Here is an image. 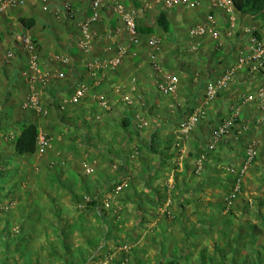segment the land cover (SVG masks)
<instances>
[{
    "label": "crops",
    "instance_id": "1",
    "mask_svg": "<svg viewBox=\"0 0 264 264\" xmlns=\"http://www.w3.org/2000/svg\"><path fill=\"white\" fill-rule=\"evenodd\" d=\"M65 1L71 2L72 17L60 9ZM121 2L126 10L134 12L136 28H150V32H137L139 43L120 65L113 70H96L99 86L63 110L59 108L61 97L73 93L77 81L91 80L87 64L96 58L113 57L115 46L125 43L124 35L116 32L122 24L104 10L91 25L93 50L87 55L78 47L80 24L91 15L87 0H28L11 18L0 14V56L11 45L14 34L28 32L39 45V66L49 71L51 82L42 93L43 112L25 110L28 90L22 74L27 68L24 56L19 54L8 65L0 66V205L15 203L9 211L0 209V264H91L89 255L101 245L114 251V264H168L169 258L162 256L170 253L175 257L183 251V245L175 247L177 244L169 238L173 229L167 225L160 230L165 239L163 247L138 241L133 244L135 252L153 253L156 258L151 262L134 259L133 255L126 263L120 261L119 250L128 249L117 246V237L109 229L108 219L117 222L113 220L115 212L102 215L100 203L112 187V179L124 174L131 180L116 202L123 208V222L115 230H126L143 217L149 224L156 222L161 216L153 205L156 195L168 205L178 203L177 217L183 220L185 201L195 205V214L189 218L205 224L210 232L203 237V246L198 245L193 264L207 260L212 264H264V114H260L258 105L247 103L242 107L241 121L249 127L244 142L237 143L229 132L199 172L193 169L191 157L205 147L209 134L238 97L256 90L262 76L250 67L238 70L230 85L205 107V117L197 127L184 137L180 154L172 150L178 122L200 105L206 85L245 52L250 31L264 35V19L237 11L233 36L221 39L222 45L216 47L210 38L189 32L211 14L218 28H227L225 14L214 13L209 2L175 7L155 0ZM161 15L167 31L157 22ZM151 39L160 44L162 69L178 79L174 95L164 96L155 89L148 66ZM96 94L105 97L108 110L99 107ZM146 106L152 115L143 117L148 125L138 131L135 116L128 109ZM260 115L261 123L253 125ZM31 123L48 135L50 147L43 154L18 155L15 140L23 126ZM249 142L256 144L257 158L243 177L236 204L228 206L231 215L227 213L229 208L222 206V191L231 187ZM158 154L162 158L155 163ZM174 159L180 165L174 170L175 183L169 171L166 173L168 167L164 168ZM110 160L119 166L118 173L109 167ZM84 163L92 164V174H85ZM183 189L188 192L183 193ZM17 224L19 229L15 228ZM156 231L153 229L152 234ZM159 251L163 253L157 257ZM179 264L183 263L179 260Z\"/></svg>",
    "mask_w": 264,
    "mask_h": 264
},
{
    "label": "built area",
    "instance_id": "2",
    "mask_svg": "<svg viewBox=\"0 0 264 264\" xmlns=\"http://www.w3.org/2000/svg\"><path fill=\"white\" fill-rule=\"evenodd\" d=\"M71 1H84V0H71ZM91 15L80 24L81 37L78 41L79 49L87 54L91 55L93 50V32L91 25L98 21L104 10H109L112 15L116 17V20L122 24V27L117 28L116 32L124 35L125 43H119L115 46V55L111 58L94 59L91 63L87 64L90 81L87 79L77 81L76 87L73 93L68 96H63L60 99L59 108L61 110L67 108L69 105H74L80 102L86 97L93 89L100 84V80L95 77V71L99 69L113 70L120 65L122 59L130 51V49L139 43V36L136 29L135 14L132 11L126 10L121 0H87ZM163 2L168 7H175L181 3H186L189 6H198L203 2H209V5L214 13L225 14L228 26L223 31L218 28L213 18V15H209L203 22L194 24L189 32L191 35L199 37H208L216 43V47L222 45V40L231 38L233 31L236 28V13L237 10L232 0H155ZM28 0H0V14L12 17V15L24 8ZM60 9L66 13L69 17L74 15L73 8L70 1H65L61 4ZM110 35V32L108 33ZM222 39V40H221ZM12 43L8 46L3 55L0 56V66L8 65L13 59L17 58L19 54L24 56L26 69L22 72L26 84L27 95L23 102V109L42 113L41 99L42 93L50 85V73L44 68L39 66L40 48L38 43L32 38V36L25 31L18 32L11 37ZM151 50L148 55V66L152 72V78L156 90L164 96L174 95L178 91L179 82L177 77L165 72L162 69L159 60L160 44L157 40L151 39ZM65 61V60H63ZM243 67H250L252 72L258 73L262 76L261 83L256 90L251 93L242 94L238 97L235 103H233L228 111L226 117H224L217 127L209 134L206 149L212 151L215 149L219 141L227 136L229 132L233 133L234 139L238 141L244 136L248 130V126L241 121V110L243 105L247 103H255L258 105L260 114H264V35H258L257 33H251L248 35V42L245 52L241 53L228 70L215 76L205 87L202 102L199 106L195 107L188 114L182 118L177 124V136L173 141L172 148L179 147L181 152L183 139L188 135L197 125L200 119L205 117V107L210 104L217 95L226 89L233 81L236 73ZM98 105L103 110H108L109 106L105 97L100 94H96ZM257 116L254 118L253 125L258 126L263 117ZM148 125V121L135 115L134 126L138 131L143 130ZM50 147V138L47 134L39 131L37 137V152H43ZM257 146L254 142H249L245 146L244 158L242 163L237 169L234 177V182L227 195V204L230 205L236 195L240 193L242 187V181L245 173L249 167L254 163L257 158ZM207 160L206 154H201L195 161V171L199 172L205 161ZM85 170L87 173L93 171L92 166L85 164ZM117 169V167H114ZM130 177L119 181L110 190L108 198L114 196L128 185ZM104 208L109 205V201L102 202ZM9 205L4 206V210L8 209ZM124 250H127V245H124ZM100 250V249H99ZM98 250V251H99ZM101 251V250H100ZM100 255V253H97ZM111 256L105 257L97 264H107Z\"/></svg>",
    "mask_w": 264,
    "mask_h": 264
},
{
    "label": "rangeland",
    "instance_id": "3",
    "mask_svg": "<svg viewBox=\"0 0 264 264\" xmlns=\"http://www.w3.org/2000/svg\"><path fill=\"white\" fill-rule=\"evenodd\" d=\"M128 112L129 113L132 112L133 116L139 115L140 117H145V118H148V117H150L152 115V112H151L150 108L147 107V106L143 107V108L137 107V108L132 109V111H131V109H128ZM46 150L43 151V152H40V153L38 152V153L39 154H43L44 152H46ZM181 150H182V148H181ZM161 158L162 157L159 155L157 157V159L155 160V163H157L158 160H161ZM109 163H111L110 164L111 166L109 165V167L114 172L118 173L119 166L117 167L116 164L113 165L112 160H110ZM85 164H87V163L83 164V168H84L85 174H87V175L92 174V172L91 173H87L86 172L85 167H84ZM88 165H90V164H88ZM91 166H92V164H91ZM115 166L117 167V169L114 168ZM166 167H168V168H166ZM177 167L178 168L180 167L179 161H177V159L176 160L174 159L173 161L168 163V165H167V163H166V165H164V168H166V173H167V171H169L170 174H168V175H170V177L172 176V178L174 180H175V176H176L175 175L176 173H174L175 172L174 170ZM167 169H169V170H167ZM171 170H173V172H171ZM191 173L193 175H195V171L194 170ZM122 174H124V172ZM126 177H127V174L126 175L124 174L122 177H120L118 179L117 178H115V180L112 179L113 180V183L111 185L112 187H110L109 191L106 192V195H105L104 200H103V201H105V200L109 201V205L106 207V209H105L106 211L105 212H107L108 214L111 211L115 212L114 213L115 216H114L113 220L117 221V222L114 223V222H111L110 219H108V221H109L108 226H109V229L111 230V232L114 233L115 238L117 237L116 238L118 240L117 241V246H120V245L121 246L122 245H127L128 246V250L127 251L123 252V251L119 250V252H120V254H119L120 261L122 260L123 263H126L127 261L130 260V256L133 255L134 259L137 258V259L140 260V259L144 258L145 260L151 262V260L156 258V257H153V255H152L153 253H151L149 251L148 253H144V255H143V253H141L139 251L135 252L133 250L135 248V246L133 244L136 241H138V243L140 242L142 245H145V246H147L148 243H150V244L154 243V244H157L159 246L157 248L163 247V243H164L165 239H163V236L161 235V231L160 230L164 226L167 225L168 228L172 227L173 232H174V233H172L173 235H171V237H169V238L172 239L173 242L177 244V245H175V247H179L180 248V244L182 243L183 251L179 252V254L175 255V257L172 256V254H170V253H167L166 256H162L163 251H161V252L159 251V252H157V257L159 255L162 256V259H165V257H167L169 259L174 257L173 258L174 260H176V261L180 260L183 264H186V263L187 264H193L192 260L195 261V255H196L197 247L198 248H200V246L202 247L203 246L202 245L203 244L202 243L203 242V240H202L203 237H208L210 235V232L209 231L207 232V230H208L207 227H204L205 224L197 223L195 221V218L194 219L189 218L192 214L193 215L195 214V210H192V206L194 204H189V202L185 204V201H183V220H181L180 218L177 217L178 213H180L179 204L177 203V204H174V205H168V204L164 203L165 200L161 201L160 197L156 195V200H155V203H153V205L156 208H159L158 209V211H159L158 214L161 215L160 218H159V215H158L159 219L156 222L149 224L150 222L146 221V219H144V217L143 218L139 217L140 218L139 220H134L135 223L132 225V227H129L126 230H123L124 227H122L123 228L122 230H120L121 228H119V230H117V229L115 230L116 225H119V223L122 224V222H123V220L120 219V215H121V212H122L123 208L119 207L116 204V202H117V200H119L118 198H119L120 194L124 190L128 189L129 184L126 187H124L121 191L116 193L114 196H111L110 199L108 198V195H109L110 190L113 188V186L115 184H117L119 181L125 179ZM173 179H172V181L170 183L171 185L173 184ZM130 180H131V178L129 179V182H130ZM175 182H176V180L174 181V183ZM242 184H243V181H242ZM145 186H146V184H145ZM163 189H167L166 192H169V190H168L169 188H166V187L164 188L163 187ZM163 189H161V190H163ZM230 189H231V187L230 188L228 187L227 189H223V191H222V194H223V196L225 198V199H223L224 201H222V202H224L222 206L225 205L226 208H229L228 206H231L232 204L237 202V199L239 198V194H240V193H238L236 195V197L234 198L233 202L230 205H228L226 198H227V195H228ZM242 189L243 188L241 187V191H240L241 193H242ZM172 190L173 189H170V191H172ZM185 191L187 193L188 189L187 190L183 189V193H185ZM151 198L154 199V197H152V196H151ZM183 200H184V198H183ZM9 204H10V206L7 209L8 211L11 210L13 206H15V203L13 201H7L4 205L3 204L0 205V209L4 210V206L9 205ZM230 210H231V208H229L227 210V213H231V215H233L232 211H230ZM186 214H187V218L185 216ZM113 224H115V226ZM15 226H16L15 227L16 229L20 228L19 224L15 225ZM157 226L159 228H157ZM153 229H158V231H156L157 233L155 235L152 234ZM182 232H183V234H182ZM198 245H200V246H198ZM102 246L103 245H101L98 249H95L94 251H92L91 255H89L91 264H97L100 260L104 259L105 257H109L112 254H114V251L108 250V249L105 250V248L102 247ZM134 252H135V254H134ZM175 252L177 253V251H175ZM97 253H100V255L97 254ZM200 258H201V256H200ZM113 259H114V257H111V259L109 258V262L107 264H114L112 262ZM203 264H212V262H211V260H207Z\"/></svg>",
    "mask_w": 264,
    "mask_h": 264
},
{
    "label": "trees",
    "instance_id": "4",
    "mask_svg": "<svg viewBox=\"0 0 264 264\" xmlns=\"http://www.w3.org/2000/svg\"><path fill=\"white\" fill-rule=\"evenodd\" d=\"M232 1H233V4H234L237 11L243 12V13H249L252 15H259L264 19V0H232ZM21 22L24 23L25 21L21 20ZM157 22L163 28V30H165V31L168 30V25L165 22L164 17L162 15L159 16V18L157 19ZM136 29H137V32H141V33H149L150 32V28H136ZM218 95H217V97H218ZM190 111H192V109ZM190 111H188V112H190ZM201 120L202 119H200L199 122ZM198 123H197V125H198ZM197 125H196V127H197ZM38 133H39L38 128L32 123L28 124L26 126H23V128L21 129L19 135L17 136V138L15 140V149H14L15 153L18 155H29V154L36 153L37 152L36 150H37ZM242 142H244L243 137H241L237 141V143H242ZM206 143H207V141H206ZM206 143H205V146H206ZM172 145H173V143H172ZM172 150H173V152H176L175 154H177V155L180 154L179 147H174V148H172ZM212 151H207L206 147H204L202 150H200L198 152L196 151L194 153H191V157L193 158V169L195 170V161L203 153L206 154V156H207V160L205 161V163L203 165V166H206V164L209 161L208 156H209L210 152H212ZM233 182H234V179H233ZM233 182H232V184H233ZM232 184H231V187H232ZM95 204L96 203H93L92 205H95ZM105 209L106 208H104L103 205L100 203V211L102 212V215L105 214V211H106ZM173 258H170L168 260V264H179V261H176Z\"/></svg>",
    "mask_w": 264,
    "mask_h": 264
}]
</instances>
